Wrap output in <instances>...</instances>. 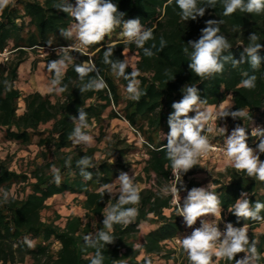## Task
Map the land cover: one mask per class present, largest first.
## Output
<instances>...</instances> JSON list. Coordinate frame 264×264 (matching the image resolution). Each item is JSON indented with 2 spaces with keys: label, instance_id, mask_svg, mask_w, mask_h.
I'll list each match as a JSON object with an SVG mask.
<instances>
[{
  "label": "trees",
  "instance_id": "trees-1",
  "mask_svg": "<svg viewBox=\"0 0 264 264\" xmlns=\"http://www.w3.org/2000/svg\"><path fill=\"white\" fill-rule=\"evenodd\" d=\"M75 2L69 0L73 5ZM112 2L118 6V11L125 13L124 20L138 18L144 28L152 29L154 38L144 45L152 51V56L145 55L135 43L117 37L122 32V24L111 32V37L105 36L100 43L87 46L90 55L69 48L73 45L72 37H64L60 30L73 26L74 19L56 7L61 0H8L0 7V52L4 48L12 50L9 60L0 63V131L5 141L16 142L23 148L33 143L38 147L34 156L15 160V165L10 155L0 157V264H23L26 260H30V264H92L97 252L102 257V264H151L153 257L170 259L173 251L168 248L167 241L182 239L186 223L172 205L171 195L165 196L161 192L163 187L169 186L171 175V161L164 145L170 132L168 117L174 112L172 104L183 98L185 93L181 89L185 85L197 86L201 100H207L201 106H217L230 95V110L243 109L247 115L235 120L229 116L217 119L215 123L227 128L225 135H230L238 125L245 127L248 145L255 148L258 143L251 137V130L257 124L264 128V47L258 53L261 57L258 69H253L248 62L237 67L227 62L222 73L200 77L189 69L192 49L187 43L199 39L206 21L221 20L219 34L232 45L223 55L231 54L240 60L244 47L249 44L250 34L255 33L259 37L257 42L264 45V12L247 13L237 9L225 16L223 0H217L214 7L206 9L203 17L184 21L176 0ZM197 2L198 7L206 6V0ZM161 38L165 41L162 49ZM109 46H114L110 57L113 62L125 60V50L135 53L134 68L129 65L125 73L129 74L133 69L139 72L136 77L141 93L138 101L130 99L129 81L116 75L111 65L104 63V51ZM42 47L53 48L43 59L46 69L52 60L61 58L59 47L68 49L73 60L58 85L52 84L55 73L48 70L52 85L48 93H23L16 86L18 67L27 59L29 50ZM184 48H188V53L183 51ZM89 59L95 63L106 88L81 90L96 78L97 73H89L81 80L75 65ZM34 66L35 63L32 68ZM245 72L257 77L255 88L242 86L241 81L247 78L243 75ZM58 88L65 91L53 90ZM108 108L107 117H123L136 130L134 134L139 133L145 142L137 146V143H127L116 137L107 141L103 156L97 158L98 148L75 143L78 137L75 132L80 127L81 133L87 134L93 126H99L97 137H100L103 134L101 122ZM81 110L87 113L85 123L88 127L80 121ZM188 115L194 117L196 113ZM224 139L221 133L210 141L223 142ZM137 150L143 154L141 175L153 183L138 189V203L122 206L124 209L136 208L135 219L127 225L113 224L109 231L103 223L105 209L116 205L120 195L107 191L102 194L101 189L128 169L130 162L125 156ZM86 156L91 159L90 166L78 164ZM260 159L264 160V154ZM53 169H58L59 183ZM199 169L197 162L182 175L184 188L180 184L177 186L181 188L183 201L188 190L201 185L194 177H189ZM83 173H90L91 179H85ZM142 176L137 179L142 180ZM211 181L213 187L210 190L220 200L222 221L226 225L231 223L234 228L247 227L249 245L256 242L259 255L256 264H264V233L253 231L264 222V210L259 213L261 220L237 218L231 213L241 193H247L253 209L256 202L264 203V181L249 177L229 164ZM13 186L14 194L10 193ZM64 194L80 198L77 201L84 216L70 214L60 225L56 222L59 214L49 217L44 212L50 208L49 198ZM144 221L153 227L138 243L139 225ZM101 231L112 237L111 243L99 240ZM235 259L239 260L238 254ZM187 264H190L189 260ZM212 264H235V260L213 256Z\"/></svg>",
  "mask_w": 264,
  "mask_h": 264
},
{
  "label": "clouds",
  "instance_id": "clouds-1",
  "mask_svg": "<svg viewBox=\"0 0 264 264\" xmlns=\"http://www.w3.org/2000/svg\"><path fill=\"white\" fill-rule=\"evenodd\" d=\"M8 0H0V7L5 6ZM217 0H206L205 7H198L197 0H176V4L180 9L179 15L184 21L196 20L197 17H203L206 9L214 7ZM224 15L229 16L237 9L247 13L264 12V0H223ZM59 10L70 15L75 24L65 30L61 29V35L66 38H71L75 34L78 40V45L75 47H87L93 44L100 43L105 36L109 35L116 27L121 24L123 26L122 35L128 42H133L138 48L144 50L145 55L152 56L150 49L144 45L150 39H153V31L150 28H144L140 20L128 19L124 20L125 13L118 11V6L112 0H76L75 5L69 3V0H61V3L56 6ZM221 20H208L206 27L201 29V35L198 40L188 41V45L192 51L190 53L189 69L197 76L211 77L214 74L222 73L225 63L231 62L233 67L239 64L248 62L253 69H258L261 65V57L258 54L260 49L264 47L258 43L259 37L252 33L249 35V44L244 47L240 60L235 59L231 54L223 55L225 51L231 49L232 45L227 38L219 34ZM161 49L165 45V41L161 38ZM154 46V45H153ZM70 48L73 46H69ZM183 51L188 53V48ZM114 46H109L104 51V63L110 64L112 71L116 75L124 77L129 81L127 91L130 94V99L139 100L140 91L138 90L139 81L136 77L139 75L138 70L133 69L129 74L125 73V69L129 67V61L116 60L113 62L110 57L113 55ZM246 54V56H245ZM73 60L68 54V49L62 50V56L58 60H52L48 64V70L55 73V78L52 80L53 85H58L63 74L68 68L69 62ZM75 71L81 80L89 73L96 72V78L92 79L91 83L84 85L81 89L86 91L89 89L102 90L107 87L106 82L99 76L98 70L91 59L75 65ZM246 79L241 81L244 88L253 89L256 86L255 75L249 76L247 72L243 73ZM57 92L65 91L64 88L53 89ZM181 91L185 94L179 102H173L172 112L168 117V125L170 132L167 134L166 156L171 161L172 174L179 181V177L192 169L198 161L202 153L209 150L210 144L206 134L214 131L212 127H207L210 121L220 120L231 116L234 120L245 117L247 113L243 109L231 111L230 108H225L221 105L219 111H213L210 108L202 110L201 105L207 103V100H201L198 94L199 90L195 85H185ZM195 112L194 117L188 114ZM87 113L80 111V121L85 127ZM219 132L224 134L225 139L222 151L231 162V166L237 171H244L249 177H256L260 181H264V160L260 159V155L264 154V128L254 127L251 130V137L255 138L258 143L255 148L248 145L249 135L245 127L236 126L230 135H225L226 127H219ZM75 135L81 140L91 143L92 137L81 133L80 127L76 128ZM165 138V137H164ZM90 158L84 157L78 164L90 166ZM56 172L55 180L60 182L58 169H53ZM85 179H91L90 173H83ZM119 191L121 193L117 204L110 205L105 209V219L103 221L105 228L112 230L113 224H130L138 214L136 208L124 209V204H136L140 200L139 190L133 183V179L127 173H121L118 178ZM184 188L183 181L161 189L163 195H171L172 203L177 206L179 216L184 218L188 227L196 224L197 220L209 214L214 217L221 216L220 200L214 191H211L212 185L207 188L193 187L188 190L187 196L184 198L183 206H181V188ZM114 185H103L101 193L105 191L113 192ZM264 210V203L256 202L255 208L250 207V200L247 193H241V198L236 200L233 206V213L237 218H251L252 220H261L259 213ZM202 227L195 228L192 233L185 236L181 241V247L187 254L190 264H212V257L217 259L235 260V264H256L259 260L257 254L256 242L253 241L249 245L247 235V227L234 228L231 223L226 225V231L221 232L218 223L212 221L201 220ZM87 239V237H85ZM99 240L106 243L112 242V237L101 231ZM246 253L243 258L236 260L235 257L239 253ZM92 264H102V257L97 252L96 258L92 260Z\"/></svg>",
  "mask_w": 264,
  "mask_h": 264
},
{
  "label": "rangeland",
  "instance_id": "rangeland-1",
  "mask_svg": "<svg viewBox=\"0 0 264 264\" xmlns=\"http://www.w3.org/2000/svg\"><path fill=\"white\" fill-rule=\"evenodd\" d=\"M122 32L118 33L117 37L127 40L122 35ZM111 36L112 33L107 35L108 38ZM40 54L41 52L39 50H35V51L29 50L28 58L30 59L31 62L29 71H27V74L21 79V84L19 80L16 81L18 85H21L22 90L24 88L27 89L29 87L31 88L33 87L38 90H45L51 84L49 80V71L48 69L45 68V62L43 60L46 54L44 56H41ZM124 57L129 61V65L134 68V64L136 61L135 53L125 50ZM33 63H35L34 68H32ZM25 64L26 63H24V65ZM109 112L110 109L108 108L104 114L105 115L104 119L101 122L102 125L101 130L103 131V134H101L100 137H97L100 130L99 126H93L89 133L84 134V135H90L93 138L91 143L81 140L79 136L75 138V143H81L87 146H96L98 148V151L95 153L97 158L103 156L104 153L102 150L105 148L107 141L110 139H114L117 137L119 139L126 140L127 143H137V146H140L141 143L137 135L134 134L129 124L125 121L123 117L119 116V117L109 118L107 117V114ZM219 127H225V126L221 124L218 125L216 123L212 125L214 131L207 134L209 140L221 134L219 132ZM37 149L38 147L34 143L28 145L26 148H23L16 142L5 141L2 137V132L0 131V157H5L6 155H10L13 158L14 165H15L14 163L15 160H18L20 158L25 159L28 156H34ZM125 160L127 162H130V165L124 173H127L128 176L133 179V183L137 187V189L143 188L145 186H149L151 183H153V180H151L150 182L147 179L144 180V177L141 175L142 163H140V160H143V154L140 151L137 150L131 152L130 154H127L125 156ZM198 164L200 166L199 171L196 172L194 175H190L189 177L190 178L194 177L196 180H198L201 183L199 187L207 188L209 184H211L213 187L211 181L212 178L215 177L217 173L222 172L225 165L227 164L231 165V162L228 160L225 154H222L215 157H210L204 163L200 164L198 162ZM137 176H142L143 179L142 180L137 179L138 178ZM181 181L185 183V179L183 178V176H181ZM110 185H114L112 192L113 195L115 194L121 195L119 191L118 179H116ZM10 193L13 194L15 193V186L11 188ZM77 200H80V198L79 197L76 198L75 195L73 194L55 195L48 199L47 203L50 205V208L45 210L44 214L49 217H54L55 214H59L60 218L56 222L59 223L60 225L63 224L65 218L70 214L79 215L83 218L84 211L80 207L79 202ZM213 219H215V217L210 216L209 218L205 217L200 220L212 222L214 221ZM199 223H201V221ZM152 227L153 225L150 224L149 222L144 221L141 223L139 233L137 234L138 243L141 242L144 232L151 229ZM253 231L264 233V222L260 223L258 227H256ZM191 233H192L191 229L188 228L187 225L185 224L183 226L182 239L185 236L190 235ZM177 239L178 240L173 239L171 241H167L168 248H171V250L173 251V253L171 254L172 257L170 259H165L162 257H153L151 264H187V260H188L187 254L181 247L182 239L181 237H178ZM245 254L246 253L243 252L239 253L238 254L239 259L243 258ZM23 264H30V260H26L25 263Z\"/></svg>",
  "mask_w": 264,
  "mask_h": 264
},
{
  "label": "built area",
  "instance_id": "built-area-1",
  "mask_svg": "<svg viewBox=\"0 0 264 264\" xmlns=\"http://www.w3.org/2000/svg\"><path fill=\"white\" fill-rule=\"evenodd\" d=\"M75 23H76V22H75V20H74V24H75ZM72 40H73V45H72L73 47H71V48L76 49V50H79V51H81V52L84 53V54H88V55H90V53L87 52V48H86V47H79V48L75 47V46L78 45V43H79L78 40H77L76 37H75V34L73 35ZM69 48H70V47H69ZM52 49H53V48H50V47H42V48L39 49V51L41 52L40 55H41V56H44L45 54L51 52ZM63 49H65V48H61V47L58 48V50H63ZM11 54H12V50H10L9 48H4V49L0 52V63H4V62L8 61L9 58H10V56H11ZM214 123H215L214 121H210L209 124L206 125V126H207V127H212V125H214ZM129 126H130V125H129ZM255 127L263 128V126H262L261 124H257ZM130 128H131V130H132L133 132H136V130H135L133 127L130 126ZM136 134H137V137L139 138V141H140L141 143L145 142V141L143 140V138L139 135V133H136ZM207 134H208V133H206V135H207ZM223 143H224V141H223V142H217V141H210V140H209L210 148H209V150H208L207 152L201 154V156L198 158V162L201 164V163H204V162H205L207 159H209L210 157H215V156H218V155H222V154H224V152L222 151ZM174 182H176V183L181 182V176L179 177V181H177L176 178L173 176V174H172V169H171L170 184H169V185L173 184ZM177 187H178V186H177ZM180 196H181L180 204H181V206H182V204H183V196H182L181 191H180ZM171 203H172V196H171ZM172 205L175 206V207L177 208V206H176L175 204L172 203ZM181 218H182V220L184 221V218H183L182 216H181ZM214 221H215L216 223H218V227H219V229H220V231H221L222 233L226 231V224H225L223 221H221V222H219V221H217V220H214ZM184 222H185V221H184ZM209 223H211V222H209ZM202 226H203V225H202L201 223L196 222V224L193 225L192 227H188V226H187V227L190 228L191 231H193L195 228H199V227H202ZM187 235H188V234H187ZM175 239L178 240L177 238H175Z\"/></svg>",
  "mask_w": 264,
  "mask_h": 264
},
{
  "label": "crops",
  "instance_id": "crops-1",
  "mask_svg": "<svg viewBox=\"0 0 264 264\" xmlns=\"http://www.w3.org/2000/svg\"><path fill=\"white\" fill-rule=\"evenodd\" d=\"M24 63H26L25 65H24ZM30 59L27 57V59L23 62V63H21L20 65H19V67H18V79L17 80H19L20 81V84H21V79L27 74V71H29V67H30ZM43 63V62H42ZM16 86L23 92V93H28V92H31V91H39V92H41V93H48L49 91H50V89H51V84L49 85V87L48 88H46L45 90H38V89H36V88H31V87H29V88H27V89H23L22 90V87H21V85H18L17 83H16ZM225 103V104H224ZM231 100H230V95L227 97V99L225 100V101H223L222 103H220L219 105H217V106H212V105H210V106H201V108H202V110L204 109V108H210V109H212L214 112L215 111H219L220 110V108H221V105H223L225 108H229L230 106H231ZM212 217L213 215H211V214H209V215H207V216H205L206 218H209V217ZM205 217H202V218H199V219H203V218H205ZM214 217V216H213ZM219 219V220H218ZM213 220H217V221H222V219H221V217H215V219H213ZM140 226H141V224L139 225V229H140ZM150 230V229H149ZM149 230H147V231H145L144 232V234L146 233V232H148Z\"/></svg>",
  "mask_w": 264,
  "mask_h": 264
}]
</instances>
